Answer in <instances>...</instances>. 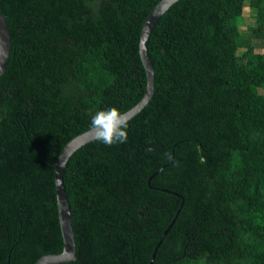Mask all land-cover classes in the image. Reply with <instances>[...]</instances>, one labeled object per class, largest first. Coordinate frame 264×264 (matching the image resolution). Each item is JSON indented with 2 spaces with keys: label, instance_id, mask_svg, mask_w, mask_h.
<instances>
[{
  "label": "water",
  "instance_id": "obj_1",
  "mask_svg": "<svg viewBox=\"0 0 264 264\" xmlns=\"http://www.w3.org/2000/svg\"><path fill=\"white\" fill-rule=\"evenodd\" d=\"M226 1L0 0V264L230 253L215 172L230 148L225 121L257 77L235 76ZM100 42L116 81L90 110L71 52ZM110 107L128 127L109 147L89 125Z\"/></svg>",
  "mask_w": 264,
  "mask_h": 264
},
{
  "label": "trees",
  "instance_id": "obj_2",
  "mask_svg": "<svg viewBox=\"0 0 264 264\" xmlns=\"http://www.w3.org/2000/svg\"><path fill=\"white\" fill-rule=\"evenodd\" d=\"M253 13V27L241 30L242 10ZM222 25L228 34L235 76L257 77L236 97L225 125L231 133L224 166L215 172L213 195L216 213L224 221L229 254L223 257L199 255L184 257L176 264H264V0H227L223 4ZM202 40L213 36L210 20L200 24ZM96 48L72 49L76 68V90L86 92L79 100L96 109L100 95L116 78L104 71L102 51Z\"/></svg>",
  "mask_w": 264,
  "mask_h": 264
},
{
  "label": "clouds",
  "instance_id": "obj_3",
  "mask_svg": "<svg viewBox=\"0 0 264 264\" xmlns=\"http://www.w3.org/2000/svg\"><path fill=\"white\" fill-rule=\"evenodd\" d=\"M128 122L126 115L115 107L97 111L92 117L89 132L96 142L106 146L127 142ZM152 151L151 148L148 149Z\"/></svg>",
  "mask_w": 264,
  "mask_h": 264
},
{
  "label": "rangeland",
  "instance_id": "obj_4",
  "mask_svg": "<svg viewBox=\"0 0 264 264\" xmlns=\"http://www.w3.org/2000/svg\"><path fill=\"white\" fill-rule=\"evenodd\" d=\"M241 16H242L241 17L242 20H241V23L239 24V28L241 30H245L247 28L253 27V13L251 11H249L247 8H244L242 10ZM254 52L263 53L264 50L255 48Z\"/></svg>",
  "mask_w": 264,
  "mask_h": 264
}]
</instances>
